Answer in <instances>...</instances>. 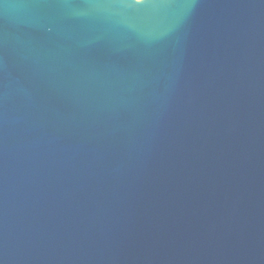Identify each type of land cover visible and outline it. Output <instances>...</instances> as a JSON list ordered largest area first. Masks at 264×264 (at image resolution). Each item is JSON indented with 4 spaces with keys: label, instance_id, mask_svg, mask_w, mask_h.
Instances as JSON below:
<instances>
[{
    "label": "water",
    "instance_id": "1",
    "mask_svg": "<svg viewBox=\"0 0 264 264\" xmlns=\"http://www.w3.org/2000/svg\"><path fill=\"white\" fill-rule=\"evenodd\" d=\"M0 264H264V0H0Z\"/></svg>",
    "mask_w": 264,
    "mask_h": 264
}]
</instances>
